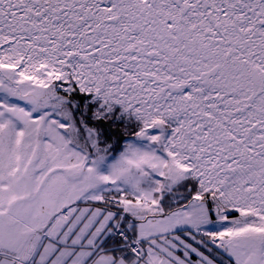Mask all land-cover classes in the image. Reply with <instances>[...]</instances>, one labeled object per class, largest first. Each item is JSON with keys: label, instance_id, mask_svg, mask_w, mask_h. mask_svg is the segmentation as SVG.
I'll list each match as a JSON object with an SVG mask.
<instances>
[{"label": "snow or ice", "instance_id": "snow-or-ice-1", "mask_svg": "<svg viewBox=\"0 0 264 264\" xmlns=\"http://www.w3.org/2000/svg\"><path fill=\"white\" fill-rule=\"evenodd\" d=\"M0 264H264V0H0Z\"/></svg>", "mask_w": 264, "mask_h": 264}]
</instances>
